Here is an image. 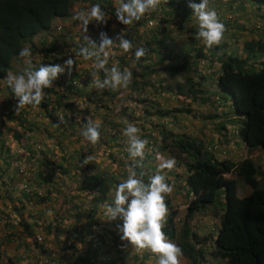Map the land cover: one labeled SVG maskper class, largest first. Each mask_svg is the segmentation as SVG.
<instances>
[{
  "label": "trees",
  "instance_id": "16d2710c",
  "mask_svg": "<svg viewBox=\"0 0 264 264\" xmlns=\"http://www.w3.org/2000/svg\"><path fill=\"white\" fill-rule=\"evenodd\" d=\"M99 1L100 0H0V83L9 71L11 60L19 57V52L23 49L25 43H30L31 49L40 51L43 56L42 58L45 59V65L59 63L62 60V56L56 57L53 52L59 46H61L63 52V44L55 45L54 42L47 38H39L49 30L53 19H63L71 16L70 12L75 3L88 2L90 4H99ZM254 1L264 6V0ZM104 3L107 4L109 12L113 15L114 11L109 3H107V0H105ZM179 4V0L177 2H175V0H169L168 5L163 9H173V5L175 7H180L181 5ZM161 6H163V3ZM183 11H185L184 8ZM153 18V16H149L148 19L142 18L138 22H133L130 28L121 29L123 37L133 43V49L125 53L131 59L122 58L124 61L122 59L119 60L123 65H127L130 60H133L135 50L139 47H145L148 49V52H154V54L158 53L157 49H166V46L161 44L162 42L160 40V37L164 35L165 32L162 29H160L159 32H151L149 29L151 33H149L148 39L150 41L143 38V44L140 45L142 42H140V37L136 29L147 28L146 22ZM121 25L122 24H119L118 26L121 27ZM96 31L99 33L106 32V27ZM116 36L117 35L114 37ZM35 37H37V44L33 46L32 40ZM78 39L85 42L83 34H80ZM187 40L188 43L192 42L191 37ZM150 44H153L155 49H149L148 47ZM115 50L121 51L118 48H115ZM241 50L243 52L241 58L237 57L235 54L225 55L223 53L222 57L217 59V63L219 64L218 69L215 70V73H210L211 78L210 75H206L207 80L204 77L205 74L199 75L204 72L200 71L201 73H199L196 69L197 62L199 60H204L199 49L191 48L189 52L193 51L194 58L192 55L186 56L187 59H189L187 61H181V58H178L179 52L173 50H169L164 58L158 55V59L153 64H145V62L149 60V57L145 55L138 62H135L134 67H131L129 70L132 73V82L123 100H130L132 94H136L137 97L135 98V102L137 104L141 105L143 108L148 106L156 110L152 114L156 120L162 123L167 122V120L163 121L162 119L168 118L179 128L184 126L181 125V122L185 120L184 115H189L190 109L182 103H178L180 108H163L161 107L160 100H162V103H168L164 95H171L174 97L173 101L176 103L178 102L177 97H181L182 101L189 99V102H196L199 105L208 104L209 99L206 87L208 81L215 88V92L212 93V95L215 96L216 93L222 95L225 99L228 97L230 101L232 100L234 102V105L231 106L234 115L243 118L241 127L237 131V136L242 147L249 152L254 150L264 151V35L257 40L251 39L250 41L242 43ZM213 52L215 53V51ZM42 53H44L45 56ZM48 54L52 56L48 57ZM171 54L172 57L169 58ZM255 55L259 57L258 67L255 70H251L247 63H249V59H252ZM166 60L169 62L163 65L162 62ZM209 62L210 61H208V63ZM160 72L164 75L170 74L174 78L179 77L182 79L183 83L174 82L173 86H169L165 84L166 81L164 79L157 80V76ZM191 75L197 77L194 86L192 80L195 78L191 77ZM66 77L70 79L67 78L69 80L65 84H63L64 82H62V80L61 82L59 80L58 83H55L56 81L54 82L60 86L65 85L66 92L62 94L63 96H67L66 94L72 91L71 88L75 90L76 85L73 79H79V75H76V77L73 75L70 77L68 75ZM155 79L157 83L153 85L152 80ZM45 90L47 93L45 92L44 99L40 105L36 106L41 109V112L36 114L45 116V120H47L48 123H42L45 124V126L40 124L36 132L37 134L45 133V136L48 137L49 132L47 129L49 127L53 129L55 134L59 133L60 129L63 127V124L59 127L53 126L58 122L59 117L57 118V116L61 110L58 105H53L55 100H52V95L54 94L53 96L56 97L57 100L65 97H60V95H58L59 98H57L56 92H53V94L49 92L52 91L51 88H49V91L47 89ZM76 91H78V93L83 91L84 93H82V95L89 98L86 90H80L76 87ZM102 94L110 97V99L107 100L110 104L113 102L112 99L114 94L111 89L103 91ZM8 95L11 97L14 96L12 92H8ZM92 96L97 97L98 94H93ZM97 99L100 100L101 97L99 98L98 96ZM14 100H16L15 97ZM62 101L64 102L62 104L64 109L71 110L73 108V103H69L68 100ZM87 101L89 102L88 99ZM26 108L27 107L20 110L21 112L15 117H12V119L19 122V124H24L28 131L33 132L35 131V123L26 120L28 116V109ZM110 108H112V106ZM110 108L106 106L102 107L104 112L107 111L108 113H111ZM132 114L133 111L127 108H120L118 111H115L113 116L110 114L111 117L107 114L106 117H109L108 120L103 117V121L101 122L105 123L107 127L100 128L102 141L96 144V146L105 145L107 149L114 148L115 154L126 159V162L118 160L116 162L117 165L122 167V171H120L119 168L117 174H114L96 169L93 162L94 159L98 157V154L91 151L92 145L85 140L86 143L83 146L73 151L72 154H67L65 159H61L65 162L66 167L57 165L60 174L71 183L68 189L72 190L73 187H75V193H70L65 196L61 194L59 207L56 208L48 205L46 206L43 203L46 201L47 195L50 192L49 189L51 188H53L52 193H54L52 199H58L60 188H55L50 185L55 183L54 181H52L48 185L49 188H47L50 178L41 177V173L36 172V180L33 181L36 184L35 188H32L31 183L25 180L27 183L24 189L27 190L14 191L16 188L14 186L12 187L11 184L14 181V185H16L19 179H16L17 177H15L13 171H8L11 155L3 156V158L0 156V161L3 162L0 165V189L1 186L4 187V193L0 195V197L2 200L6 199L14 204L12 211L14 213L21 212L25 210L23 204L30 203L33 206H43V216H45V211H51L53 213L48 221L45 219V225L41 232H43L42 234L44 236L51 235L54 240H60L59 242L61 244L57 243L58 252L67 251L66 257H58L55 264H116L125 259L120 255L119 250L113 251L111 248H105V246L108 245V237L112 236L113 233H118L117 226L122 225V220L117 218L115 221H108L104 214L105 209L102 205H104L105 202L108 204L112 203L116 185L127 179V167L133 163L127 152L128 145L126 137L122 134L126 127V122L128 121L124 120L125 116H127L126 118L130 121L134 122ZM99 115L104 116L100 113ZM207 118L209 119V117ZM216 118L217 116L215 115L210 117V119L213 120ZM72 126L71 124L67 125V127ZM108 127L109 131L107 132ZM155 130L158 131L162 141L158 146L159 151L163 152L164 150H168V148L175 149L176 155L182 156L184 170L187 174L185 183L188 187V194L192 193V198L186 204L184 223L182 224L183 227L178 230L177 234L178 240L176 244L182 249L183 257L187 259L190 264H200L203 260L201 251L194 250L193 247V245L199 244V240L187 229V227H185V224L194 213L207 206H211L215 200L218 199L219 192H223L224 212L220 215L219 226L214 239L215 249L211 253V256L223 261V264H264V187L259 184L260 179L258 176L260 172L258 167L248 158L242 159L236 164L231 163L229 160L217 161L214 155L205 149V143L203 141L183 134H166L163 133L165 132L163 128L158 126H155ZM213 130H215V132L223 131L224 125L219 124L217 127L214 126ZM54 138L57 139L58 136L53 137V139ZM147 138L149 141L152 140L150 135H148ZM21 139L25 140L26 145L24 147H27L30 141L29 137H25L21 132L15 131L13 133V140L21 141ZM166 139H169L170 142L167 143L165 141ZM210 143L211 141H208V144ZM34 148L28 149L27 147V153L33 154L32 151ZM7 152L8 150H6V153ZM111 154L112 153H109L106 157L111 159ZM88 156H92L94 159L88 165L82 167L84 159ZM149 159V156L146 155L143 164H146ZM111 160L114 159L112 158ZM48 164L50 165L52 163ZM48 164L46 163V165ZM140 169L141 168L136 169L138 176L141 173ZM229 174H234V178L226 177ZM151 176H153V173L148 172V179ZM143 178H145V174ZM236 179L240 180L245 188L249 189L248 195L242 197L237 196ZM42 185H45L43 189L45 194L41 196L34 190L37 189L36 187L40 188ZM8 187H10V189L13 188L12 193L14 194L17 192L19 198L13 195L11 196L10 189H7ZM94 193L98 194L92 196ZM176 195H180V193L175 190H173L171 194L166 195V205L167 202ZM97 207H100V209ZM174 215L175 213L170 211V215L169 217L167 216V222L163 228L169 240L175 238V227L172 220ZM2 216L6 218L5 212L0 210V218ZM21 221L19 225L22 227V230L16 236L19 237L21 233L26 234L32 239L31 245L36 249V253L38 255H43L44 250L41 248L42 244L38 245L36 243L35 232L32 229L33 226L27 223V221L25 222V220ZM40 225L41 223L36 225V227H40ZM9 227L10 224L4 223L2 225V230ZM8 237L11 238L9 233L3 234L5 242L9 241ZM116 239L120 241L119 233ZM188 240L192 243L189 244ZM109 255L111 256L110 261L107 260ZM114 259H118L119 261H115ZM6 262H9V264H16L12 262L11 259H7ZM26 264L34 263L31 261Z\"/></svg>",
  "mask_w": 264,
  "mask_h": 264
},
{
  "label": "rangeland",
  "instance_id": "374dc122",
  "mask_svg": "<svg viewBox=\"0 0 264 264\" xmlns=\"http://www.w3.org/2000/svg\"><path fill=\"white\" fill-rule=\"evenodd\" d=\"M105 0H100L99 4L106 13V24L97 25L95 22H92L88 25V31L86 34H84L82 27L80 26L79 21L73 20L72 15L59 19L57 24L60 26L61 31L56 32L55 29L52 27L48 37H51L50 40L54 42L55 45L63 44L64 49L62 52L61 46H59L57 49L54 50L53 54L56 57L62 56V60L58 64H63V61L67 59L68 57H72L75 60V65L73 68V72L71 75L76 77V75H79V79H73L74 84L78 89L86 90L89 98H86L82 95L84 93L83 91L78 93L73 88H71V92L67 93V96H63L62 94L66 92L65 85L60 86L58 83L59 80L61 82H64L65 84L70 78L66 77L68 76L67 73L60 75L56 82L53 84V87L51 88L52 91H49L53 94V92H56L57 98H59L58 95L63 96L65 98L63 99H56L52 95V100H55L53 105H58L60 108V113H58V117L63 116L65 120L67 121L65 124H63V127L60 129L59 133L55 134L53 132V129L49 127L47 131L49 132L48 137L45 136V133H38L39 125L42 123H48L47 120H45V116L37 115L36 113H40L41 109L37 107H28L27 111V119L30 120L33 123H35L33 132H30L27 130V127L17 122L16 120H13L12 117H15L17 114H19L21 111L25 109L22 108L19 110V112L15 111V106L18 103L17 100H14V96L11 97L8 95L7 89L3 88L0 89V148H1V158L6 155H11L10 162H9V168L8 171L15 174L16 179H19V181L14 185V181L12 182V187L14 186L17 190H27L24 189L26 183L30 182L31 187L35 188V183L33 182L35 179V173L40 172L41 177H49L50 182L47 184V188H49V184L54 181L55 183L50 184L52 187L60 188V194L58 195L57 200H53L52 196L54 197V193H52V189H49V194L47 195L46 201L43 203L47 206L56 208L59 207V200L61 196L68 195L70 193H75V187H73L72 190H69L68 187H70V181L63 177L58 168L57 165H61L62 167H66V164L63 160L65 159L67 154H72L73 151L79 149L81 146H83L86 141L84 138L80 135L82 131L83 124L86 122L85 118L91 119L93 122H100L101 128H106L107 125L101 121H103V117L107 120L109 117H106L107 114H113L115 111H118L120 108H127L128 110L133 111L132 117L133 121H130L127 116H125L124 120H128L126 122V125L128 123H132L138 128L141 129V133L148 132V130H151L152 134L157 136V130H155V126L157 125L160 128H163L165 132L163 133H171L173 135H186L191 138L201 140L206 145L208 144V141H214L218 138L223 140V144L226 145V154L224 157H218V159H229L232 163H238L244 158L250 159L253 164L258 167L259 169V184L260 186L264 187V151L262 150H255V152L244 150L241 146V142L238 139V136L235 135V132L238 130V127H241V122L243 121L242 117H236L233 113V109L231 108L230 99L227 97H223L222 95L216 94L215 96L212 95V93L215 92L214 86L207 81L206 87L208 91V104L205 103L204 105H199L196 102H189V99H186L184 101L181 100V97H177V103L173 101V98L171 95H164L166 97L168 103H162V100H160L161 107L167 108V109H173V108H180V105L178 103H182L184 106H186L188 109H190L189 115H184L185 120L181 122V126L177 128L175 123H173L168 118L162 119L163 121L160 123L159 120H156L152 114L156 110L150 107L143 108L141 105L137 104L135 102V98L137 97L136 94H132L130 100H123L124 96L127 95L129 88L124 89L120 88L115 91L112 90V93L114 94L112 103L108 102L107 100L110 99V97L104 96L102 93L103 91L107 90H97L93 86V77L91 76V72L93 71L92 68V61H85L82 59V57L79 56V49L82 45L85 44V42H82L78 39V36L80 34L89 36L92 40L99 39V32L96 30H100L103 27H106V34L109 38H115V35H119L121 33V29H128L132 25H121L118 26L119 23L115 17V14L112 15L111 12H109V9L107 8V4L104 3ZM107 3L111 6L113 11L115 12V8L117 6V0H107ZM179 3L182 4L185 7V12L190 17V13L192 10L188 8L184 4V0H179ZM231 3L228 2L225 5L226 9L234 8V7H228V5ZM88 4V5H85ZM83 9H73L74 14L77 11L80 10H87L90 9L91 5L90 3H84ZM160 9H157V15L161 17L162 8L159 6ZM72 10V9H71ZM237 13L243 14L246 17V27L248 29V34H251L250 30H254L255 26H258L260 31L264 30V8H262L259 5L250 3L249 0H245L244 2L240 3L238 2L237 6ZM149 13L145 14L144 17L148 16ZM151 16L154 17V12L150 13ZM143 17V18H144ZM192 19V18H191ZM168 23L165 25L166 31L164 32V35L160 37L161 44L166 46V49H157L158 53L154 54V52H148L146 55L149 57V60L145 62V64H153L158 59V55L162 58L166 56V53L169 50L178 51V58H181L182 60H189L186 56L192 55L193 52H189L190 48H192L191 43H188V33L187 29H189V26L186 24L185 19L183 15L180 12H176L173 16H168ZM157 21H155L156 23ZM152 23V24H155ZM120 27V28H119ZM152 31L158 30L157 26ZM161 27V26H160ZM92 28V29H91ZM119 28V29H118ZM147 28H137L136 31L138 33V36L140 37V45L143 44V38L148 39L149 33H151ZM259 32V31H257ZM123 33V31H122ZM132 34V33H130ZM231 33L226 31V36H224L223 41L226 42L230 41V39H234V45H236V41L239 42L244 41L242 36L236 35L235 38L230 36ZM240 37V38H239ZM249 37V35H248ZM69 38V39H68ZM242 38V40H241ZM41 39V38H39ZM49 39V38H48ZM159 40V41H160ZM150 41V40H149ZM33 43H36V40H33ZM145 43V42H144ZM35 46V44H33ZM237 48L238 45L236 46ZM149 49H155V46L153 44H150L148 47ZM66 52V53H65ZM32 55L30 57L32 64L35 69H38L41 65H44L43 62L41 65L39 64L40 61L45 60L43 59L41 53L39 50L37 52L35 50L31 51ZM44 54V53H42ZM240 54V53H239ZM123 55V56H122ZM45 56V54H44ZM52 56L51 54H48V57ZM125 56V57H124ZM169 57V55H168ZM172 57V54L169 58ZM191 57V56H190ZM128 59L130 58L125 53H122L121 51L112 49L110 50L109 55V62L108 65H106L107 68H111L114 64L117 65L121 70L127 68L130 70L131 67H134V58L133 60H130L127 65H123L119 60L120 59ZM258 55H255L252 57V59H249V69L255 70L258 67ZM28 58H23V60L20 57L13 58L10 63L9 71H11L14 74L22 73L23 69L26 67L25 60ZM124 59H122L124 61ZM131 59V58H130ZM205 61H199L198 64H196V69L199 71V73L204 72L209 67L211 72L217 68V64L214 62V60L210 61L206 66V59ZM19 61H22V65L19 63ZM48 62V61H47ZM169 61L166 60L165 62H162L163 65H166ZM8 71V72H9ZM201 71V72H200ZM7 72V73H8ZM199 74V75H203ZM215 73V72H214ZM99 78H104V73L101 71L99 74ZM7 76V75H6ZM71 77V76H70ZM191 77H193L191 75ZM205 79L207 80V76L204 75ZM69 78V79H67ZM192 80L193 86L196 83L197 77ZM211 78V74H210ZM215 78V77H214ZM212 78V79H214ZM165 80L167 85L173 86L174 82H180L183 83L182 79L179 77H172L169 75H164L162 72H160L157 76V80ZM157 80H152L153 85H156ZM2 82V81H1ZM5 82V79L3 80ZM46 92V90L44 91ZM47 93V92H46ZM93 94H98L100 100H98L97 97H93ZM55 95V96H56ZM45 97V95H44ZM69 98V99H66ZM69 101V103H73V108L70 109H64L62 107V104L64 103L62 100ZM89 100V102L87 101ZM228 99V100H227ZM225 100V101H224ZM198 101V100H197ZM53 102V101H52ZM103 106H106L110 108L111 113L104 112L102 109ZM63 109V110H62ZM109 110V109H108ZM146 111V112H145ZM101 115L104 116H100ZM148 115V116H147ZM217 116L216 119H210V117ZM111 117V115H110ZM209 117V119L207 118ZM73 125L72 127H67V125ZM219 124H224V127L226 129L225 131L215 132L214 126L217 127ZM42 126H45V124H42ZM21 132L25 135V137H29V143L27 145L28 149L34 148L32 151L33 154L27 153V147H24L26 145L25 140L21 139V141H14L13 140V133ZM109 131V127L107 129V132ZM231 131L234 134L233 138H231ZM120 133V132H119ZM237 133V132H236ZM72 134V135H69ZM41 135V136H39ZM39 136V137H38ZM58 138H54L53 137ZM161 137V136H160ZM100 141H102V133L100 137ZM99 141V142H100ZM121 141V140H120ZM167 143H169V140H165ZM233 144H232V143ZM91 145V144H90ZM48 150H47V149ZM6 150L8 152L6 153ZM91 151L98 154V157L94 159L93 165L96 169L102 170L103 172L106 171L107 173H114L117 174L119 168L120 171H122V167L116 164L117 160L121 162H126V159H124L122 156H119L115 154L114 148L107 149L105 145L102 146H96L92 145ZM174 149L171 150V154H174ZM109 153L111 154V159H108L106 155ZM13 154V155H12ZM46 161V162H45ZM50 161V162H48ZM3 162L0 161V165ZM46 163H52L46 165ZM159 163L154 162L152 159H149L144 166V168H147L149 173H153L154 175L157 173V167ZM2 168V167H1ZM162 174V172H161ZM227 177L234 178V174H229ZM27 180V182H25ZM61 184V185H60ZM180 184V183H179ZM176 186H180V185ZM237 184V196L242 197L245 195H248L249 189L245 188V186L242 184L240 180L236 179ZM64 185V186H62ZM29 186V185H28ZM30 187V186H29ZM34 191H36L39 195H44L45 192L43 189L45 188V185H42L40 188L36 187ZM7 189H10L8 187ZM13 188L10 189L11 196L18 197V193H12ZM4 193V187L1 186L0 189V195H3ZM62 194V195H61ZM56 196V195H55ZM181 196V197H179ZM49 198V199H48ZM176 198V201H178L180 204H185V196L183 197L182 194L176 195L172 202L170 200V206L169 210L174 211L176 215L174 217L178 218V222H174V226L176 231H178L181 228L182 219L184 216V211L180 210H172L174 207H177V205L173 202V200ZM16 204V203H15ZM173 204V205H171ZM18 205V204H17ZM178 205V206H179ZM14 204L9 202L8 200L4 199L2 200L0 197V210H3L5 212L6 218L2 216L0 218V252H1V259L0 264H9V262H6L7 259H11L12 262L16 264H26L28 262H33L34 264H55L56 260H58V257L63 256L64 258L67 255V251L65 252H58V245L57 243H60L59 239L54 240L51 235L44 236L41 232L43 226L45 225V219L48 221L51 218V215H48V211L44 212V215H42V207L43 206H33L30 203L23 204V208L25 210H22L21 212L14 213L12 211ZM100 209V207H97ZM207 208V209H206ZM203 210V211H201ZM199 215L196 216V220L188 221V226L194 233L197 235L198 238L201 239L202 237H210L215 236L216 229L218 227L219 223V216L224 212V199H223V192H219L218 199L215 200V202L211 206H207L203 209H201ZM215 211V212H214ZM216 213V215L214 214ZM31 224L33 226V231L35 232V239L36 243L38 245H41V248L44 250L43 255H38L36 253V249L31 245L32 239L28 237L26 234L21 233L19 237L16 235L20 233L22 230V227L19 225V222L21 221ZM21 221V222H22ZM4 223L10 224V227L7 229L2 230V225ZM40 225V227H36V225ZM35 225V226H34ZM214 228V229H213ZM9 233L11 235V238L8 237L9 241L5 242L3 238V234ZM116 236H118V233H113L112 236H109L108 245L105 246V248H111L113 251L119 250L120 255H122L125 259L120 262L118 259H114L115 261H119L116 264H156V257L153 256V254L149 252L144 253H137L134 247L131 245H127L126 241H118L116 239ZM46 241V242H44ZM174 243V241H172ZM61 244V243H60ZM121 245V246H119ZM78 247V246H77ZM200 248L202 249L203 257L206 258L205 262L203 264H223V261L215 258H210L208 255H206L209 251H212L213 246L211 244V241L205 244H201ZM108 251V250H105ZM106 253V252H105ZM148 255V256H146ZM110 256V255H109ZM111 257V256H110ZM109 257V258H110ZM62 262V261H61ZM59 264V263H56ZM181 264H190L187 260L181 259Z\"/></svg>",
  "mask_w": 264,
  "mask_h": 264
},
{
  "label": "clouds",
  "instance_id": "9594fccd",
  "mask_svg": "<svg viewBox=\"0 0 264 264\" xmlns=\"http://www.w3.org/2000/svg\"><path fill=\"white\" fill-rule=\"evenodd\" d=\"M177 1L178 0H175V2ZM230 1L231 3L228 7L234 8L226 9L225 5ZM244 1L245 0H184V4L192 10L189 17L187 13L183 11L185 7L182 4H179L181 5L180 7H175L173 5V9H163L168 5L169 0H117L114 14L119 23L131 25L133 22L140 21L147 13H149V15L144 18L148 19V17L151 16L150 13L154 12V18L146 22V27L153 30L155 28L153 26L155 25L158 27V30L155 31L159 32L160 29L166 31L165 25L168 23V16H173L176 12H180L186 24L189 26L190 30H187V33L188 38H192V48L201 51L203 59H206V66L208 61L212 60L219 66L217 59H220L223 53L225 55L235 54L237 57L241 58L243 55L241 50L242 43L250 41L251 39L257 40L264 35V30L261 32L258 26H255L254 30H250L251 34L247 33L248 29L245 24L246 17L243 14L237 13L238 2L242 3ZM249 1L250 3L264 8L263 4L255 2L254 0ZM162 3L163 6H161ZM159 6L162 8L161 17L158 16L156 12L157 9H160ZM105 17L106 13L101 8L100 4H93L90 9L77 11L72 19L79 21L84 34H86L90 23L95 22L97 25L106 24L108 19ZM54 20H58V18L53 19L52 22ZM155 21L157 22L155 23ZM52 22L49 30L40 37L41 39L45 38V34L47 36L50 35L49 32L52 27L56 32L61 31L60 26L57 24L58 21L56 23ZM226 31L231 33L230 36L233 38H235L236 35L242 36L244 41L239 42L237 40L236 45H234V39H230V41L226 42L224 45L225 41H223V39L224 36H226ZM33 40H37V37ZM84 41L85 44L79 49V56L85 61H92L93 71L91 72V76L93 77V86L101 91L104 89H111L113 91L120 88L127 89L132 82L131 71L127 68L121 70L115 64L109 69L106 65H108L109 62L110 50L118 48L122 53H128L133 49V43L125 39L121 33L115 38H109L105 32L99 33L98 42L92 40L87 35H84ZM33 44L36 45L37 43ZM237 45L239 48L236 47ZM31 51H33V49L30 48V43H25L23 49L19 52V57L22 60L23 58H28L25 60L26 67L23 69L22 73L18 74L9 71L7 76L3 78L5 82L2 80L0 83V89L5 88L8 92H12L18 101L15 106L16 112H19L20 109L26 106L36 107L40 105L44 99V90L52 88L54 82L60 75L67 73V75L71 76L75 65V60L72 57H68L63 61V64L45 65V63H43L45 60H42L39 64L41 65L43 63L44 65L35 69L30 59L32 55ZM35 51L37 52V50ZM213 51H215V53ZM147 53V48H137L134 53V63L138 62ZM19 63L21 64L22 61H19ZM216 69H218V67L215 68V70ZM215 70L212 72H215ZM101 71L104 73L103 79H100L98 75ZM210 73L211 70L208 67L204 74L210 75ZM230 104L233 106L234 102L231 100ZM85 121L80 135L91 145H96L99 143L101 137V124L100 122H93L88 118H85ZM66 122L65 118L60 116L58 122L53 126L59 127ZM223 131L226 132L225 127ZM236 132L235 135H237ZM122 134L126 137L128 145L127 152L133 163L127 167V179L116 185L112 203L108 204L105 202L104 205H102L105 209L104 214L108 221H115L117 218L122 220V225H118L117 230L120 234V240L122 242H127L126 246L131 245L135 248L137 253L149 252L153 254V256L156 257V264H181V259L185 258L183 257L182 249L176 244L178 240V231L174 228L175 238L169 240L163 228L167 222V216L169 217L171 211L169 210L170 200L167 202V205L165 203L166 195L171 194L172 191L175 190L182 194L183 197L185 196L186 203L179 205L180 203L176 201L175 198L173 202L177 207L172 209L177 211L183 210L184 216L186 204L192 198V193L188 194V187L185 183L187 174L184 170L182 156L176 155L175 149L173 155H170L172 149L169 148L163 152L159 151L158 146L162 141L158 132L156 134L157 136L153 135L151 130L141 133L140 128L132 123H128ZM148 135L151 136L152 140H148ZM233 135L231 131V138H233ZM225 147L226 145L223 144V140L218 138L217 140L211 141L210 144H207L205 149L212 153L217 161H222L229 160L218 159V157L225 156ZM253 152H255V150ZM146 155L154 162L159 163L157 173L155 175L153 174L149 179L148 170L144 168L146 164H143ZM93 159L94 157L92 156L86 157L82 167L88 165ZM138 168H141L139 176L136 171ZM144 174L145 178H143ZM178 184L180 186H176ZM97 194L98 193H94L92 196ZM201 211L199 210L194 213L189 220L192 222L196 220V216L199 215ZM48 214L52 215L53 213L49 211ZM214 214L216 215V213ZM174 216L172 219L173 224L179 221V219ZM184 216L181 228L183 227ZM189 220L186 221L185 227H187V229L199 240V244L193 245L194 250H200L203 256L205 253H203L200 245L211 241L213 249L206 255L213 258L211 253L215 249L214 239L216 234L215 236L202 237L199 239L198 234L196 235L188 226L187 223ZM172 241H174V243ZM188 243L190 244L192 242L188 240ZM107 260L110 261L111 257L109 258L108 256ZM205 260L206 258L203 257L200 264H203Z\"/></svg>",
  "mask_w": 264,
  "mask_h": 264
},
{
  "label": "crops",
  "instance_id": "0c3cea01",
  "mask_svg": "<svg viewBox=\"0 0 264 264\" xmlns=\"http://www.w3.org/2000/svg\"><path fill=\"white\" fill-rule=\"evenodd\" d=\"M84 3H88V2H82V3H75V5H73V7H72V10L73 9H83V6H85V5H88V4H85V5H83ZM71 10V15L73 16L74 15V12ZM58 20H54L52 23H56ZM45 38H49L48 40H50V38L51 37H48L46 34H45ZM51 41V40H50Z\"/></svg>",
  "mask_w": 264,
  "mask_h": 264
},
{
  "label": "water",
  "instance_id": "95a60500",
  "mask_svg": "<svg viewBox=\"0 0 264 264\" xmlns=\"http://www.w3.org/2000/svg\"><path fill=\"white\" fill-rule=\"evenodd\" d=\"M233 102V101H232Z\"/></svg>",
  "mask_w": 264,
  "mask_h": 264
}]
</instances>
